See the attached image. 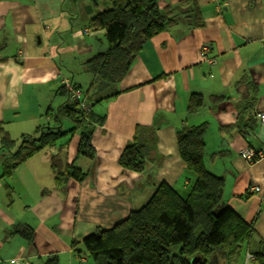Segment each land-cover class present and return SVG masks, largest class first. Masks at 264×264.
Wrapping results in <instances>:
<instances>
[{
    "label": "crops",
    "instance_id": "1",
    "mask_svg": "<svg viewBox=\"0 0 264 264\" xmlns=\"http://www.w3.org/2000/svg\"><path fill=\"white\" fill-rule=\"evenodd\" d=\"M158 4L164 31L144 46L118 86L121 94L94 108V157L78 155L81 131L70 134L73 124L64 119L63 136L2 180L9 159L2 131L15 152L22 136H35L42 125L58 127L53 116L66 101L60 89L67 83L90 88L85 63L109 44L105 31L88 26L105 9L103 0H0V264H47L52 257L57 264H94L80 246L84 239L143 207L161 183L186 195L192 181L177 132L202 124H208L205 165L225 181L219 209L255 222L246 256L264 247V159L250 165L239 156L245 148L264 150L258 118L264 113V0ZM205 45L217 60L213 71L200 59ZM192 94L205 103L195 114L188 112ZM154 126L156 152L146 173L122 169L119 158L136 128ZM70 166L85 175L82 181L67 174Z\"/></svg>",
    "mask_w": 264,
    "mask_h": 264
},
{
    "label": "trees",
    "instance_id": "2",
    "mask_svg": "<svg viewBox=\"0 0 264 264\" xmlns=\"http://www.w3.org/2000/svg\"><path fill=\"white\" fill-rule=\"evenodd\" d=\"M103 1L107 4L105 9L88 24L93 31H105L109 44L106 53L85 63L93 83L85 92L73 86L82 91L80 100H72L67 86H62L60 93L66 101L53 116L59 126L42 125L35 136H22L15 152V142L2 131V146L9 155L4 163L2 180H9L21 164L63 136L61 124L64 119L73 124L70 134L81 131L78 155L94 157L91 140L94 125L98 124L94 108L121 94L118 86L144 46L165 29L158 0ZM84 100L90 108L88 114L80 107ZM204 106L202 95L192 94L188 112L195 114ZM207 130L208 124H202L183 127L177 132L178 151L186 166L188 180L192 181L188 193L184 195L161 183L143 207L131 211L113 228L84 239L80 246L94 264H228L249 250L255 237V222L246 223L230 208L216 214L222 202L225 181L205 165ZM156 132L155 126L137 127L132 141L121 153L119 166L145 174L147 163L156 152ZM67 174L77 181H82L85 176L73 166L67 168ZM27 234L23 236L31 241L32 233ZM175 249L178 251L174 252ZM250 254L254 261L264 264V247ZM47 264H57V258H49Z\"/></svg>",
    "mask_w": 264,
    "mask_h": 264
},
{
    "label": "built area",
    "instance_id": "3",
    "mask_svg": "<svg viewBox=\"0 0 264 264\" xmlns=\"http://www.w3.org/2000/svg\"><path fill=\"white\" fill-rule=\"evenodd\" d=\"M221 9H222V6L220 7V10ZM210 50H211L210 46H208V45L203 46L200 50V59H201V61L208 64V66H210L211 70L213 71L214 68H216V66H217V60H216V58H209L208 57ZM66 86L68 88V91L72 95L71 96L72 100H80V98H82V91L81 90H78V89L75 90L71 83H67ZM80 107L87 114L90 113V108H89L86 100L81 101ZM258 118H259L260 122L264 125V113L259 114ZM239 156L245 162L252 165V164L264 159V150L256 151L253 148H245L239 152ZM250 191L254 192V193H260V188L252 187L250 189ZM252 260H253V255L248 253L246 256V262L252 261ZM20 264H30V263L29 262H22Z\"/></svg>",
    "mask_w": 264,
    "mask_h": 264
},
{
    "label": "rangeland",
    "instance_id": "4",
    "mask_svg": "<svg viewBox=\"0 0 264 264\" xmlns=\"http://www.w3.org/2000/svg\"><path fill=\"white\" fill-rule=\"evenodd\" d=\"M83 88V90L84 91H87L88 90V87H85V86H83L82 87ZM56 107V106H55ZM98 107L99 106H97V107H95V109H97V110H99L98 109ZM96 110V111H97ZM98 112V111H97ZM55 121V120H54ZM55 123V122H54ZM66 125H71V123H69V122H67L66 121ZM63 129H65V128H63ZM188 192H186V194H187ZM225 210V209H224ZM221 212H223V210L221 211L219 208L217 209V211H216V214L217 215H219ZM178 251V249H175L174 250V252H177ZM246 251V250H245ZM246 254H245V252L244 253H242V255L239 257V258H237L236 260H232L231 262H229L228 264H253V263H251L250 261H248V262H246Z\"/></svg>",
    "mask_w": 264,
    "mask_h": 264
},
{
    "label": "water",
    "instance_id": "5",
    "mask_svg": "<svg viewBox=\"0 0 264 264\" xmlns=\"http://www.w3.org/2000/svg\"><path fill=\"white\" fill-rule=\"evenodd\" d=\"M194 262V261H193ZM209 264H212L211 262Z\"/></svg>",
    "mask_w": 264,
    "mask_h": 264
}]
</instances>
